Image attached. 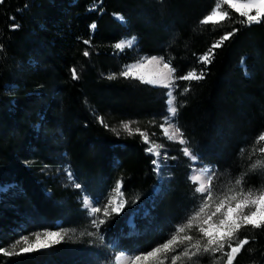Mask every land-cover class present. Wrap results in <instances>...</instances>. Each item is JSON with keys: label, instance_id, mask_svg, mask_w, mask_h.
Returning <instances> with one entry per match:
<instances>
[{"label": "trees", "instance_id": "16d2710c", "mask_svg": "<svg viewBox=\"0 0 264 264\" xmlns=\"http://www.w3.org/2000/svg\"><path fill=\"white\" fill-rule=\"evenodd\" d=\"M216 2L0 4V187H6L0 191V249L19 252V246L10 250L14 241L44 230H69L70 237L27 254L0 253V264H97L104 250L145 251L156 241L155 233L190 213L196 194L188 179V161L175 153L164 167L161 193L152 196L158 179L140 135L159 136L160 118L167 111L166 89L119 73L144 56L170 60L177 76L192 69L199 73L205 66L197 58L233 29L239 31L215 50L205 79L173 85L175 122L186 147L199 162L212 166L213 188L230 187L243 175L245 191L264 190V167L250 168L256 161L264 163V141L258 140L264 134V19L246 26L238 22L243 17L225 6L227 18L202 24ZM93 22L95 30L89 27ZM12 24L19 27L13 30ZM131 37H136L133 47L115 48ZM88 39L91 43L84 44ZM73 67L77 80L72 79ZM68 171L81 188L59 181ZM117 181L122 183L124 206L119 213L103 215L105 223L95 231L81 200L87 197L102 207ZM95 232V237L89 235ZM243 238L250 243L234 264H264V228L242 227L237 239ZM226 260L217 252L202 257L200 264Z\"/></svg>", "mask_w": 264, "mask_h": 264}, {"label": "snow or ice", "instance_id": "6c2138e0", "mask_svg": "<svg viewBox=\"0 0 264 264\" xmlns=\"http://www.w3.org/2000/svg\"><path fill=\"white\" fill-rule=\"evenodd\" d=\"M4 0H0L2 4ZM224 5L233 9L240 17L244 19L238 22L251 26L253 23L259 24L264 19V0H247L246 3H235L234 0H222ZM255 12L253 15L252 12ZM117 15V14H114ZM229 13L227 11L221 12L219 5L208 14L202 21V24L209 23H219L220 20L227 18ZM11 19H15L12 17ZM121 22L126 23L122 16H119ZM11 29H16L19 27L18 24H12L9 26ZM91 30H95L97 25L93 22L90 26ZM238 29H233V31L225 33L216 43L212 44L209 49L197 58V63L203 64L205 67L199 70L196 69L186 72L183 75H176V68L171 65V61H165L163 56L157 57L152 56L150 58H141L140 62L133 63L130 66H125L119 75L125 78H134L141 81L144 84L157 85L162 88L168 89L166 96L167 115L162 119L164 124L161 125L163 128L164 135L168 136L171 140H176L179 138V143L184 145L187 141L183 138V131L177 126L175 118L178 113V107L176 106V96L173 94L175 89L173 85L176 84L178 80L189 82V85L193 81H200L205 79L207 75V66L210 65L215 56V50L220 48L225 41H228ZM84 44H90L91 40H84ZM136 42V37H131L125 41H121L115 44V48L123 50L125 47H133ZM2 48V46H0ZM85 56L89 55L87 50L83 53ZM243 67V61H241ZM152 66L153 70L148 74H143L141 72L145 67ZM245 75L248 74L247 69H244ZM72 79L77 80L79 76L75 67L71 69ZM109 79L115 78V74L110 75ZM189 90L185 87L184 92ZM184 93L182 92L181 95ZM99 123L107 127L103 118H99ZM167 125V126H165ZM123 127L127 131H131L129 123H124ZM143 137L144 142H148V137L143 132L140 133ZM259 141H264V134L258 136ZM146 152L154 153L156 157L160 156L159 152H156L154 148L149 147L145 149ZM186 156L192 159H197L188 147L182 149ZM243 151V149L241 150ZM264 152V149H261ZM174 159V157H173ZM153 165H158L159 161L157 159L152 160ZM257 167H264V163L260 161L254 162L250 165L251 169H256ZM159 167H155L154 171L159 172ZM68 177L70 180L73 179L72 174L68 171ZM215 175L212 166H203L195 174L190 175L189 179L192 184L196 185L194 191L202 197L197 209L187 217L184 221L178 224L177 231L172 234L169 239L155 246L153 249L149 250L145 255L136 254L130 258V264H141L142 261L147 260L151 257H156L160 253L174 252V245H177L181 240L179 233H185L187 230H192L194 227L196 232L199 234V239H196L192 234H185L182 240L188 242V247L182 252L184 257H194L199 253H217L223 252V255L227 257L226 264H234V261L238 254L245 248V245L250 243L249 239H237V233H239L242 227L251 226L255 229L264 228V190L259 192H254L251 188L245 191L243 187V175L235 180V184L229 181L230 187H226L225 190L215 196V206L212 203L214 201L213 194V176ZM75 188H81L79 183L74 184ZM122 183L117 181L114 186L115 196H112L111 203L107 207H112L116 205L117 197L122 196L121 191ZM237 189H239L237 191ZM83 204L85 208L90 209V213L95 216L97 213L101 212V206H93L87 197L84 198ZM123 205L117 207H112L113 212H118ZM211 209V210H210ZM104 217L109 216L107 208L103 212ZM104 219H94L92 224L99 228L100 225L104 224ZM34 235V240L29 239V236ZM89 235H94L89 233ZM65 237H69V230H44L42 232L29 233L22 235L13 245L23 244L20 247L19 252H8L0 249V252L4 256H11L13 254H27L34 251H39L41 249H47L52 247L54 244L61 243ZM70 238V237H69ZM195 239V242L192 241ZM201 241H204L202 244ZM227 245L228 251H224ZM194 250V251H193ZM180 259V255H176L172 258V264H175L176 260Z\"/></svg>", "mask_w": 264, "mask_h": 264}, {"label": "rangeland", "instance_id": "374dc122", "mask_svg": "<svg viewBox=\"0 0 264 264\" xmlns=\"http://www.w3.org/2000/svg\"><path fill=\"white\" fill-rule=\"evenodd\" d=\"M234 2L235 3H238V4L239 3H246L247 0H234ZM218 5L220 7V11L221 12H224L225 10H223V8L225 6H227V5H224L222 3V0H217L216 5L212 9V11ZM252 14L254 15L255 12L253 11ZM125 40L126 39H122L119 42L125 41ZM144 57H146V56H144ZM144 57H141V58H144ZM141 58H139V60H137V61H135L133 63L140 62ZM148 58H150V57H148ZM133 63H131V64H133ZM131 64H129L127 66H130ZM152 70H153V67L152 66H148V67H145L144 69H142L141 72L146 75V74L150 73ZM147 85H150V86H153V87H160V86L151 85V84H147ZM167 91H168V89H166V93H167ZM167 99H168V97L166 98V100ZM166 108H168L167 104H166ZM167 114L168 113L166 111V114L163 115L160 118L161 124L159 125V130H160L159 136H151L153 138H150V136L149 137L147 136L148 137V142L147 143L144 142L147 145V148L152 147V148H154V150L156 152H159L160 153V156L159 157H156L154 155V153L147 152L148 154H150L152 156V159H157L159 161V164L158 165H153V168L159 167V169H160L159 172H155V174L157 176V179H158L157 180L158 183L152 189V196L161 193V190H160L161 189V185H162V182H163L164 177L166 178V175H164V173H163L164 172V167L166 166V164H168L173 159V157H175L174 156L175 153L176 154L177 153H180L188 161V165H189L188 179H189L190 175L195 174V172L199 171L201 167L208 166V165H205V164L199 162L198 159H195L194 160L191 157L186 156L183 153V151H182V149L184 147H186V145L185 144L184 145H181L179 143V138H177L176 140H171V139H169L168 136L164 135L163 128L161 127V125L164 124V121H163L162 118L164 116H166ZM165 126H167V125H165ZM142 139H143V137H142ZM143 141H144V139H143ZM59 181L61 183H64L66 186H72V187H74V184H73L72 180L69 179L67 172H65L64 175L60 176ZM189 181H190V179H189ZM195 187H196V185H194V188ZM226 187H228V186L221 185L220 188H218V187H214L213 188L214 201L213 202H210V203H212L213 207L215 206V203H214L215 202V196L217 194L223 192ZM194 188H193V192L196 194V203L192 207V209L190 210V213H188L185 217H182L178 222L174 223V225L166 227L164 229V231H159L158 233H155L154 240H156V241L152 242L151 245H146L145 246V248H146L145 251L135 252V253H131V254H126V253H111L110 252L111 254H109V252H107V251L104 250L103 253H102L103 254L102 255V258H101V260L97 264H130V258L133 255H136V254L145 255L149 250L153 249L155 246H158L161 243L165 242L167 239H169L172 234H175L176 233V231H177V227L176 226L178 224H180L182 221H184L185 219H187V217L189 215H191L192 213H194V211L199 206V203H200L202 197L200 196V194H198V193H196L194 191ZM5 189H6L5 186L0 187V191H3ZM113 196H115V192H114ZM152 196L149 198V201H151L153 199ZM84 198L85 197H83L82 200H81V208L88 214V216L93 217V220L94 219H96V220L101 219L103 217V212H104L105 208H107L108 212H111V213H119L122 210L123 207L120 208V210L118 212H113L112 211V207H117V206H119L121 204L124 206L122 197L119 196V197H117L116 205H113L112 207H107L111 203V198H112L111 197L105 204L102 205L101 212L100 213H97L95 216H93L90 213V209L84 207V204H83ZM93 206H95V205H93ZM127 222H128V224L131 227L134 225L133 218H131V217L127 220ZM90 225H93V224L90 223ZM95 231H97V228L96 227H95ZM21 234L22 233L19 232L18 235H21ZM153 234H154V231H153ZM185 234H192V235H194V237L196 239H199V234L196 232L195 227L192 230H187L186 229V232L185 233H179V235L181 237V240L178 242L177 245H174V248H175V251L174 252H168V253H163L162 252V253L158 254L156 257H151V258H148L147 260L142 261L141 264H172V258L174 256H176V255H180V259L179 260H176L175 264H200V261H201L202 257L207 256V255H210L211 253H203V252H201L197 256H194V257H191V258L184 257L182 255V252L186 249V247H188V242H185V241L182 240V237ZM95 235H97V232H95L94 235H92V236L95 237ZM16 238H18V236ZM194 242H195V239L192 241V243H194ZM201 243L203 244L204 241H201ZM17 246L23 247V244L15 245V246L12 244V246H10V247H12L10 250L14 249ZM0 253H2V252H0ZM201 264H203V263H201Z\"/></svg>", "mask_w": 264, "mask_h": 264}]
</instances>
